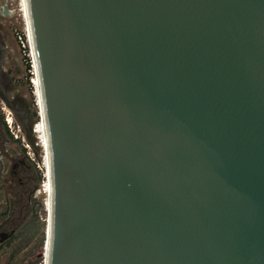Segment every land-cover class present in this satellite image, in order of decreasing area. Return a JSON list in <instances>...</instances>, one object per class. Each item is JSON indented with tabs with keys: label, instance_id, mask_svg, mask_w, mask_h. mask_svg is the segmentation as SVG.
<instances>
[{
	"label": "water",
	"instance_id": "obj_1",
	"mask_svg": "<svg viewBox=\"0 0 264 264\" xmlns=\"http://www.w3.org/2000/svg\"><path fill=\"white\" fill-rule=\"evenodd\" d=\"M49 152L47 264H264V0H10Z\"/></svg>",
	"mask_w": 264,
	"mask_h": 264
},
{
	"label": "rangeland",
	"instance_id": "obj_2",
	"mask_svg": "<svg viewBox=\"0 0 264 264\" xmlns=\"http://www.w3.org/2000/svg\"><path fill=\"white\" fill-rule=\"evenodd\" d=\"M0 20L9 31L7 67L21 98L13 109L0 101V234H9L0 236V264H47L46 257L38 256L48 227L44 150L36 134L41 121L10 0H0Z\"/></svg>",
	"mask_w": 264,
	"mask_h": 264
},
{
	"label": "flooded vegetation",
	"instance_id": "obj_3",
	"mask_svg": "<svg viewBox=\"0 0 264 264\" xmlns=\"http://www.w3.org/2000/svg\"><path fill=\"white\" fill-rule=\"evenodd\" d=\"M10 40L9 31L4 22L0 20V101L11 109L17 104L21 98L15 93L16 84L10 74V68L7 67L9 61V48H7V40ZM1 168V164H0ZM7 190V189H6ZM9 234L1 233V238L5 239Z\"/></svg>",
	"mask_w": 264,
	"mask_h": 264
},
{
	"label": "bare ground",
	"instance_id": "obj_4",
	"mask_svg": "<svg viewBox=\"0 0 264 264\" xmlns=\"http://www.w3.org/2000/svg\"><path fill=\"white\" fill-rule=\"evenodd\" d=\"M32 84H33V81H32ZM33 88H34V86H33ZM34 94H35V91H34ZM35 98H36V96H35ZM36 103H37V101H36ZM38 116L40 117L41 123H40V129L36 132V134H37L38 138L40 139V143H41L43 150H44V166L46 169L45 182L42 185V191L46 194L45 204H46V209H47L48 215H49L52 186H51V181L48 179V174H47V169L49 167V161H50L49 152L47 149V130H46L44 118L42 117L40 112H39ZM44 252H45V257L47 258L48 253L46 251V247L44 249ZM46 260H48V258Z\"/></svg>",
	"mask_w": 264,
	"mask_h": 264
},
{
	"label": "built area",
	"instance_id": "obj_5",
	"mask_svg": "<svg viewBox=\"0 0 264 264\" xmlns=\"http://www.w3.org/2000/svg\"><path fill=\"white\" fill-rule=\"evenodd\" d=\"M20 39H21V43L23 44V46L25 47V45H24V41H23V39H22V37L20 36ZM27 55V54H26ZM8 122H9V120H8Z\"/></svg>",
	"mask_w": 264,
	"mask_h": 264
},
{
	"label": "trees",
	"instance_id": "obj_6",
	"mask_svg": "<svg viewBox=\"0 0 264 264\" xmlns=\"http://www.w3.org/2000/svg\"><path fill=\"white\" fill-rule=\"evenodd\" d=\"M29 68H30V66H29ZM35 115H37V114L35 113ZM34 130H36V125H35ZM10 137H11L12 139H14L13 136H12L11 134H10Z\"/></svg>",
	"mask_w": 264,
	"mask_h": 264
}]
</instances>
